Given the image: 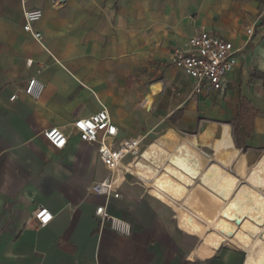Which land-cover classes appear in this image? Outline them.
Here are the masks:
<instances>
[{"label":"crops","instance_id":"0c3cea01","mask_svg":"<svg viewBox=\"0 0 264 264\" xmlns=\"http://www.w3.org/2000/svg\"><path fill=\"white\" fill-rule=\"evenodd\" d=\"M258 7L252 0H0V264H242L219 259L221 246L242 253L243 264H264V154L237 171L235 151L216 156L190 139L229 125L235 143L232 123L199 136L173 128L197 105L236 103L233 120L243 101L256 111L253 99L264 98ZM35 10L44 12L33 25L39 41L24 30L25 13ZM145 17L151 23L139 30ZM247 28L254 31L250 42ZM201 29L242 49L226 90L195 96V82L172 65L173 53L162 54L164 75L138 88L148 113L171 91L179 105L169 117L172 128L149 146L143 142L118 198L96 195L93 185L110 173L97 146L82 142L70 125L107 110L117 141L143 135L123 93L133 65L148 63L159 46L184 51ZM32 78L45 85L39 101L25 94ZM257 121L261 132L264 120ZM50 128L69 134L65 149L43 137ZM224 136L230 146L228 127ZM39 207L53 216L43 228L34 219ZM101 207L130 224V235L102 222Z\"/></svg>","mask_w":264,"mask_h":264},{"label":"built area","instance_id":"2783aa9c","mask_svg":"<svg viewBox=\"0 0 264 264\" xmlns=\"http://www.w3.org/2000/svg\"><path fill=\"white\" fill-rule=\"evenodd\" d=\"M44 18L42 10L27 11L25 13L24 30L31 33L36 40L42 39V34L33 31V25ZM248 41H251L254 31L247 28ZM242 49H237L233 43L224 38L212 34L204 29L197 30L188 40L184 51H175L170 58L172 65L181 68L195 82L194 95L204 92H224L228 82V76L238 65L237 54ZM31 65V61L28 62ZM45 85L36 78L29 80L25 94L34 101H39L44 94ZM13 97L12 100H15ZM82 142L96 145L99 160L109 171V176L100 183L93 185L92 192L98 196L119 197V190L125 182L126 175L131 173L129 163L138 155L142 144L146 139L141 135L117 141L118 127L113 123L107 110L79 119L71 125ZM43 137L56 150L66 148L69 134L61 128H50L43 132ZM97 215L102 222L122 234L130 235L131 226L127 222L111 217L105 208H99ZM36 225L46 227L53 219L48 209L39 207L34 213Z\"/></svg>","mask_w":264,"mask_h":264},{"label":"rangeland","instance_id":"374dc122","mask_svg":"<svg viewBox=\"0 0 264 264\" xmlns=\"http://www.w3.org/2000/svg\"><path fill=\"white\" fill-rule=\"evenodd\" d=\"M256 1L259 5L258 7V15L257 20L264 21V0H252ZM149 11L152 8H148ZM153 11V10H152ZM149 12V14L152 13ZM147 15V12L146 14ZM152 18L145 17L141 24L137 26L139 30L146 29L148 25H150ZM173 20V19H172ZM175 21V20H173ZM172 22V21H171ZM141 28V29H140ZM129 42V41H127ZM179 48H175L173 50L166 51L162 46L159 48H152L150 51V60L148 63L141 64L136 63L133 65L132 78L129 81V84L123 90V93H127V103L129 113L133 117V124L139 127L140 134L146 137L145 145L149 146L150 144L155 143V141L160 140L167 128H172L169 117L172 112L178 108V103H175V96L171 93L169 89H167L165 96L157 108L148 113V110L143 108V100L145 94L139 92L138 85H145L146 88L156 79L161 78L164 75V72L167 70V62H163V58L161 55L164 53H174ZM130 52V50H127ZM128 55H131L130 53ZM255 93V92H254ZM260 95V92H257ZM254 96V94H253ZM254 106L256 107L257 117L254 120L253 131L251 139L246 141V145L244 147H238L235 145L231 128L229 125L232 123L233 118L235 117V105L236 103H232L231 106H222V101L218 104L210 105L209 107H201L200 105L194 106L192 112L188 115V118L184 121L179 122L176 126H173L174 129L178 130V132L183 136H199L202 134L205 128H208L212 125H225L218 132L214 128H209L203 135L200 140L190 138L192 141L202 146V148L208 152L212 153L216 156L222 157V155L227 154L229 157L232 156V152H236V156L233 159L234 168L237 171H245L249 169L251 166L257 164L262 155L264 154V130L258 132L256 128L257 120H264V98L253 99L252 101ZM185 109L187 108L185 105H182ZM190 106V105H189ZM119 106L118 113L120 112ZM138 125H137V123ZM228 127L230 129V146L224 142V138L228 140V136H224V128ZM232 146V147H231ZM225 155V156H227ZM206 163V161H204ZM245 178L247 176L243 175ZM245 189V188H244ZM247 189V188H246ZM251 210L248 209V212ZM251 214V213H250ZM246 226L249 227L253 220L248 218L246 220ZM223 247V251L221 252L219 259L226 260L227 262H242L245 263L246 257L240 253L231 250L228 247ZM254 258L258 259L257 254L254 255ZM233 262V263H234Z\"/></svg>","mask_w":264,"mask_h":264},{"label":"trees","instance_id":"16d2710c","mask_svg":"<svg viewBox=\"0 0 264 264\" xmlns=\"http://www.w3.org/2000/svg\"><path fill=\"white\" fill-rule=\"evenodd\" d=\"M179 112L171 118L172 123H176L182 116ZM256 111L254 107L247 101H243L238 107L237 117L233 120L234 139L238 147H244L246 141L251 139L254 127Z\"/></svg>","mask_w":264,"mask_h":264},{"label":"bare ground","instance_id":"6f19581e","mask_svg":"<svg viewBox=\"0 0 264 264\" xmlns=\"http://www.w3.org/2000/svg\"><path fill=\"white\" fill-rule=\"evenodd\" d=\"M141 153H142V148L139 151V155L131 163H129V166H131L135 162V160L141 155Z\"/></svg>","mask_w":264,"mask_h":264}]
</instances>
